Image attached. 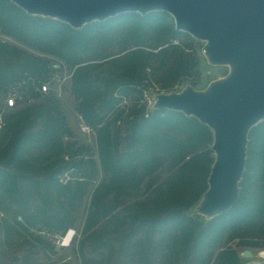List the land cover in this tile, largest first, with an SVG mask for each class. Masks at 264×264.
<instances>
[{
	"label": "trees",
	"instance_id": "16d2710c",
	"mask_svg": "<svg viewBox=\"0 0 264 264\" xmlns=\"http://www.w3.org/2000/svg\"><path fill=\"white\" fill-rule=\"evenodd\" d=\"M173 23L165 12L126 13L75 30L53 19L29 16L10 0H0V34L18 44L0 40V94L17 88L35 96L52 61L63 62L73 70L77 112L96 131L104 176L91 192L85 231L99 218L115 220L130 227L127 239L142 235L130 245L132 253L157 252L169 264H239L229 244L238 240L248 248L254 243L247 239L264 234V121L248 134L245 173L234 207L209 221L193 215L214 163L212 132L193 117L143 104L146 90L153 87L156 94L177 92L186 84L196 89L189 79L198 64L191 53H184V46L195 40L174 29ZM113 46L121 50L113 54ZM181 79V87L174 89L172 83ZM128 100L132 105L122 108ZM111 119L123 120L124 133L120 126L111 128ZM2 120L0 209L11 214L15 225L0 224V233L4 229L7 239L20 238L19 230L35 226L41 216L43 226L66 231L74 220L67 213L46 215L45 209L53 204L46 202L44 192L57 188L66 195L58 204L73 208L98 179L97 164L88 161L90 172L82 173L86 162L76 159L79 149L63 142L73 134L55 97L7 113ZM39 123L41 128L35 129ZM41 147L46 150L41 152ZM52 154L57 157L50 161ZM68 172L71 179L61 183L57 176ZM34 200H41L43 207L33 210ZM109 241L100 245L111 246Z\"/></svg>",
	"mask_w": 264,
	"mask_h": 264
},
{
	"label": "water",
	"instance_id": "95a60500",
	"mask_svg": "<svg viewBox=\"0 0 264 264\" xmlns=\"http://www.w3.org/2000/svg\"><path fill=\"white\" fill-rule=\"evenodd\" d=\"M27 15L69 25L75 30L120 14H169L174 29L202 43L210 67L227 73L202 89L186 84L180 91L155 94L152 110L193 117L212 132L214 163L207 190L192 210L212 220L238 200L245 173L248 134L264 121V0H10ZM245 264L253 253L242 252Z\"/></svg>",
	"mask_w": 264,
	"mask_h": 264
},
{
	"label": "rangeland",
	"instance_id": "374dc122",
	"mask_svg": "<svg viewBox=\"0 0 264 264\" xmlns=\"http://www.w3.org/2000/svg\"><path fill=\"white\" fill-rule=\"evenodd\" d=\"M0 40L16 44L12 39L6 38L5 36L3 37L1 34ZM181 42L172 41L171 44L179 45ZM185 42L186 41H183L182 43L185 44ZM16 45L18 46V44ZM202 46L200 41H194V43L189 42V46H184V53H191L198 64V68L195 70L196 73L189 79V82H192L196 90L204 88L210 81L222 77L227 73V69L224 67H210L207 64L201 54ZM110 49H112L113 54H117L121 50V47L113 46ZM54 61L57 63L56 65H54ZM52 63L49 75L46 77L45 81H41L42 84L40 87L34 90L35 96L18 92L17 88L0 94V127L4 126L2 119L7 113L19 112L27 107H36L49 97L57 98L64 113H66L68 127L72 130L73 134L71 138L65 137L63 142L65 144H72L75 147L73 150L79 149L76 152V159H82L86 162L83 165L82 173L88 174L90 172L88 165L90 160L95 161L98 167V179L90 188L87 197H85L81 203L75 204L71 209L67 205H59L57 202L58 199L65 201V193H60L57 191V188L50 191L45 190V192L44 189L41 190L46 193V202L49 204L52 202L53 204L52 207L50 206L45 209L46 215L57 212L61 215L67 213L71 219L74 220L73 226L64 232L58 231L59 228L56 229L51 226L50 228L43 226L41 223L43 216H41V219H38L39 221L35 226L28 227V230L24 231L18 229L21 233L20 238L9 236L7 239L4 235V229H2L0 233V260L3 264H26V261L27 264H169V261H163L157 252L153 255L148 253L138 254V251L132 253V248H129L130 245L138 240L141 241L142 235L127 239L126 233L130 230L128 225H120L116 223L115 220L106 222L103 218H99V221L94 224L90 230L86 229L85 231L84 221L90 211L91 192L95 185L104 179L98 157L96 131L86 126L81 115L77 112L78 101L72 91L71 78L73 70L61 61L53 60ZM181 83L182 79L173 82L174 89H179ZM42 86L47 87V92L42 91ZM157 91L155 87L146 90L143 104L146 105L147 109H151V105L154 102V95ZM9 97L14 98L16 101L13 108L6 107V100ZM130 105H132V103L128 100L122 104V108H127ZM41 123L35 126V129L41 128ZM111 123L112 129L120 126L124 133L123 120H120V123H114V120L111 119ZM41 149V152L46 150L44 147H41ZM34 152L36 153L35 150ZM56 157V154H52L49 156V160H54ZM48 163L49 161H44V165ZM73 172H76V170ZM71 174L69 172L59 174L57 178H59L61 183H65L67 180L71 179ZM113 195L112 192L106 197L107 202L109 200L111 201ZM32 204H34L31 207L33 210L43 207V202L41 200H34ZM14 206L15 205L12 204V207ZM17 220L21 222L20 217H18ZM4 223L15 225V221L11 214L6 215L5 211L0 209V224L4 226ZM69 234L70 238L66 241L65 239ZM106 239L110 240L109 243H111V246L100 245V243ZM247 241H251L254 244L248 248L237 244L238 240L229 244V249L238 256L239 264L248 262V260L242 257L243 251L253 253V257L250 261H263L264 234H256L251 239H247ZM176 264L183 263L177 262Z\"/></svg>",
	"mask_w": 264,
	"mask_h": 264
},
{
	"label": "built area",
	"instance_id": "2783aa9c",
	"mask_svg": "<svg viewBox=\"0 0 264 264\" xmlns=\"http://www.w3.org/2000/svg\"><path fill=\"white\" fill-rule=\"evenodd\" d=\"M42 91L43 92H47V87L46 86H42ZM15 99L12 98V97H9L7 100H6V107L7 108H13L15 106Z\"/></svg>",
	"mask_w": 264,
	"mask_h": 264
},
{
	"label": "bare ground",
	"instance_id": "6f19581e",
	"mask_svg": "<svg viewBox=\"0 0 264 264\" xmlns=\"http://www.w3.org/2000/svg\"><path fill=\"white\" fill-rule=\"evenodd\" d=\"M69 238H70V234L69 235H67V237H66V241H68L69 240Z\"/></svg>",
	"mask_w": 264,
	"mask_h": 264
}]
</instances>
